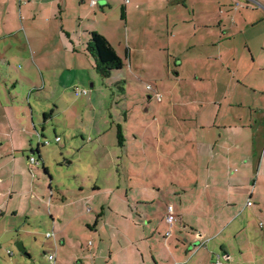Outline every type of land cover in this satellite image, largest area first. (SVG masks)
Wrapping results in <instances>:
<instances>
[{"label":"crops","instance_id":"0c3cea01","mask_svg":"<svg viewBox=\"0 0 264 264\" xmlns=\"http://www.w3.org/2000/svg\"><path fill=\"white\" fill-rule=\"evenodd\" d=\"M91 1L0 0V39L17 21L20 24L47 23L56 18L57 8L61 21L65 22L64 14L70 5L76 3L78 7L87 5L95 9L97 1L94 0L93 6ZM247 1L264 10V0ZM164 9L173 10L155 6L153 11L152 18L156 20L153 19L155 23L151 22V25L157 28V33L158 26L163 24L166 28L170 24L175 28L179 23L188 22L187 19L171 22V12L166 13L165 22H160ZM177 9L180 5L175 6L174 10ZM181 9L187 10L186 7ZM234 11L237 10L230 6L220 10L218 15L217 9L213 8L208 15L202 16V20L199 16L195 18L193 11L188 19L199 22L197 29L206 30V37L198 34L200 42L191 47L194 53L189 57L182 58L183 52H177V56L172 53L175 50L168 47L169 34L166 35L167 45H160L164 43L163 35H152L146 40L147 34L143 31L146 27L141 32L145 44L157 42L154 49L167 53L168 66L170 59L176 61L175 81L181 87L182 97H185V82L195 92L191 103L198 105L200 113L211 107L209 118H186V115L179 118H124L123 124L116 126L123 137L121 144L117 143L120 148H124V144L128 147L113 159V166L117 170L122 167L127 182L117 179L114 185L107 182L104 187L92 182L88 195L83 194V181H76V198L65 196L74 182L69 185L59 183L53 191L50 184L48 197L38 196L32 191L34 175H28L30 200L35 201L37 208L47 209L46 215L51 218L56 237L53 232L52 237L47 238L46 234V238L53 240L54 250H57V243L62 248L72 241L74 250L81 252L75 258L79 264H215L216 261L221 264H264V245L261 251L256 247L264 243V34L260 36L254 32L245 37L241 25L242 29L237 30L244 37L239 45L236 44V30L227 21ZM257 11L252 7L250 19H245L243 24L249 22L253 27L264 23V14L259 15ZM241 16L244 15L241 13ZM77 17L84 18L82 14ZM61 35L70 49L71 34ZM103 36L114 48L109 37ZM72 50L73 56L76 55L74 47ZM143 52L140 49V53ZM145 53L148 60L152 58L150 47ZM137 56L125 54L131 70L139 73L137 69H145V66L136 60ZM33 57L34 53H31L23 61L39 69ZM83 58L86 60L84 55ZM85 64L91 63L86 60ZM82 68L85 67H78ZM5 81H12L8 74L0 77L6 91ZM15 88L12 86L11 90ZM11 90L0 95V150H8L11 154L31 151L29 139L33 135L21 122L30 118L31 113L19 109ZM83 92L87 93L86 90ZM154 94H159L157 89ZM182 97L176 100L184 114V109H190L192 105ZM15 122L20 129L14 126ZM124 133H131V136ZM16 159L12 158L14 167L17 166ZM38 162H41L44 176L52 183L54 179L41 159L35 164L30 162V168L37 169ZM116 175L118 178V173ZM37 177V181L42 178L41 172ZM68 179L75 178L68 175ZM54 191L62 200L53 197ZM100 197L104 200L100 201ZM248 202L251 206H247ZM68 208L74 210L69 216ZM169 213L175 218L171 225L166 221ZM28 215H22L24 222L18 227L21 230L25 226L31 227ZM13 216H18V212ZM6 218L7 215L0 211V226ZM257 229L262 237H256ZM29 232H32L30 228L25 230V233ZM6 254L13 256L12 251H6ZM26 254L23 256L28 264L29 255ZM13 263L22 264L17 259L9 264Z\"/></svg>","mask_w":264,"mask_h":264},{"label":"rangeland","instance_id":"374dc122","mask_svg":"<svg viewBox=\"0 0 264 264\" xmlns=\"http://www.w3.org/2000/svg\"><path fill=\"white\" fill-rule=\"evenodd\" d=\"M96 1L95 9L87 5L78 7L76 3L70 5L64 14L65 22L61 21L59 10L56 8V18H52L49 22L20 24L17 21L14 27L7 28L8 30H5L4 35L1 36L0 77L8 74L12 81H5L8 86L6 91L0 83V95L4 96L12 86L16 87L15 90H11L16 99L15 103L20 110L24 109L29 115L31 113L30 118H24L21 122L33 136L29 139L31 151L27 149L11 154L8 150H0V211L7 215L3 225L0 226V264H9L15 259L20 260L22 264L27 263L26 257L17 250L19 243L29 255L28 264L30 262L31 264H63V262L79 264L75 258L81 255V252L78 253V249L74 250L72 241L62 248L57 243L55 248L57 250H54L53 240L47 239L53 236V232L55 234V230L51 226L50 216L46 215L47 209L37 208L35 201L30 200L31 194L27 191L30 190L31 183L26 181L28 175H34V179L31 180L34 182L32 191L38 196L48 197L50 184L53 191L59 183L69 185L70 182L76 181H83V194L88 195L92 189V182H98V185L102 187L107 182H112L114 185L117 179L127 182L126 176L122 174V167L120 166V170H117L113 166V159L128 147L124 144V148H120L116 136V126L118 123L123 124L124 118H179L183 115H186V118H209L211 116V107L200 113L198 105L191 103V100L195 99V92L189 89V85L185 82V97H182L181 87L175 81L176 61L170 59V66H168L167 53L154 49L158 45L157 42L145 44V37L141 36L144 27H146L143 30L147 34L146 40L150 36L152 38V35H163L164 43L160 45H167L165 44L166 35L169 34L168 47L171 51L175 50L172 53L183 52L182 58L192 56L194 48L191 47L200 42L201 36L198 34L206 37V30L201 29L202 27L197 29L200 27L199 22L188 19L193 11L194 15L196 14L195 18L199 16V20H202V16L208 15L213 8L217 9L218 15L220 10L224 11L230 6L237 10L229 16L227 21L228 25L236 30L234 32L238 45L244 37L237 30L242 29L241 25H243L245 37L254 32L260 36L264 34L263 22L253 27L251 23L248 24L249 22L243 24L245 19L247 21L250 19L249 12L252 7L258 10L259 15L264 14L262 8L247 0ZM177 5H180V9L175 11ZM155 6L173 8L172 12L168 9L162 11L160 22L166 21L168 12L172 15L171 22L178 23L186 19L188 22L179 23L175 28L172 24L167 28L163 24L158 26L157 33V28L151 25ZM183 7L187 10L181 9ZM122 8L126 10L123 19ZM241 13L245 17L241 16ZM80 14L84 18L79 19L77 16ZM64 31L72 36L73 42L68 43L71 46L70 49L67 48L61 35L62 33L65 36ZM91 31H96L102 36L107 35L123 62V68L113 71L108 78H102L96 72L94 61L85 50L88 33ZM154 39L157 41L156 38ZM146 45L152 49L153 56L149 60L145 53L148 50ZM126 46L127 50L124 51ZM73 47L76 54L74 56ZM140 49L144 52L140 53ZM126 52L137 54L136 60L141 62L145 69L139 67L137 69L139 73L131 70L130 63L125 58ZM31 53H34L33 59L39 69L23 61V58ZM82 54L91 64H85L86 60ZM142 58L145 59L141 60ZM78 67L85 68L78 69ZM21 76L28 78L22 79ZM154 85L159 93L157 95L154 94ZM147 86L150 88L152 86L153 89L146 90ZM83 90L87 93H82ZM178 97H182L183 101L192 105L190 109H184V114L179 110L181 106L177 103ZM44 115L47 116L44 117ZM14 126L20 129L18 123L15 122ZM124 134L131 136V133ZM36 150L40 154L44 167L49 169L54 179L52 183L47 176H44L41 162L35 166L37 169L30 168V158L35 161L40 160ZM13 157L17 158L14 161L16 167L12 164ZM114 170L118 173V178ZM38 172L42 175V178L38 179L40 182L37 181ZM68 175H73L75 179H68ZM77 184H70V191L65 194L68 199L69 196L77 197ZM53 197L62 200L61 195L55 191ZM58 200L56 203H59ZM99 200L103 201L104 198L100 197ZM67 210L68 216L70 212H74L72 208ZM14 212H18V216H13ZM22 215H28L31 226H25L24 230L18 228L24 222ZM255 227L258 228L257 225ZM28 228L32 232L25 233ZM4 230L7 231L4 232ZM258 230L256 237H262L263 234L258 233ZM46 234L49 237L46 238ZM254 237L255 234L252 238ZM262 245L264 243L256 246L258 251H261ZM6 251H12L13 256H8ZM49 256L57 262L49 261Z\"/></svg>","mask_w":264,"mask_h":264},{"label":"trees","instance_id":"16d2710c","mask_svg":"<svg viewBox=\"0 0 264 264\" xmlns=\"http://www.w3.org/2000/svg\"><path fill=\"white\" fill-rule=\"evenodd\" d=\"M124 16L125 8H122V19ZM85 50L94 61V69L102 78H108L113 71H119L123 68V62L115 49L104 36L96 32L88 33ZM46 116L47 115H44V117ZM116 136L117 142L120 145L123 141V137L119 128H117Z\"/></svg>","mask_w":264,"mask_h":264},{"label":"built area","instance_id":"2783aa9c","mask_svg":"<svg viewBox=\"0 0 264 264\" xmlns=\"http://www.w3.org/2000/svg\"><path fill=\"white\" fill-rule=\"evenodd\" d=\"M127 2V1H126ZM96 4V1H91V6H93V5H95ZM151 88H150V86H147V90H150ZM84 94H85V92H83ZM158 97V96H157ZM58 140V139H57ZM30 160V162H31V164H35L36 163V161L33 159V158H30L29 159ZM247 206H251V203L250 202H248L247 203ZM175 220V218H174V216H173V214L172 213H169L168 215H167V217H166V221H167V223H169V225H171L172 223H173V221ZM168 233L166 234V237H168ZM47 237H49V235L47 236ZM53 258H52V256H50L49 257V260H52ZM215 264H221L220 263V261H216V263Z\"/></svg>","mask_w":264,"mask_h":264},{"label":"water","instance_id":"95a60500","mask_svg":"<svg viewBox=\"0 0 264 264\" xmlns=\"http://www.w3.org/2000/svg\"><path fill=\"white\" fill-rule=\"evenodd\" d=\"M17 250L20 254H26V253H24V248H23L22 244H20V243L17 245Z\"/></svg>","mask_w":264,"mask_h":264}]
</instances>
